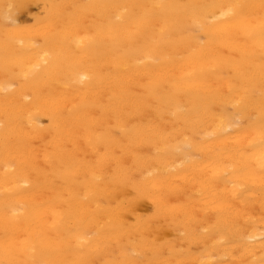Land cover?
<instances>
[{
	"label": "bare ground",
	"instance_id": "bare-ground-1",
	"mask_svg": "<svg viewBox=\"0 0 264 264\" xmlns=\"http://www.w3.org/2000/svg\"><path fill=\"white\" fill-rule=\"evenodd\" d=\"M262 25L264 0H0V264H264Z\"/></svg>",
	"mask_w": 264,
	"mask_h": 264
},
{
	"label": "rangeland",
	"instance_id": "rangeland-1",
	"mask_svg": "<svg viewBox=\"0 0 264 264\" xmlns=\"http://www.w3.org/2000/svg\"><path fill=\"white\" fill-rule=\"evenodd\" d=\"M33 7H34V6H33ZM30 10H31V11H30ZM33 10L37 12V9H36L35 7H34V8L31 7V9L29 8L30 14H33V13L35 14V13H36V12H32ZM25 15H26V16H25ZM21 16H22V17H21L22 20H23V19H24V20L27 19L28 21H27V20H26V21H27V23H29V21H30V18H29V17H30V16H28L27 13H25L24 15H21ZM23 17H26V18H23ZM24 20H23V21H24Z\"/></svg>",
	"mask_w": 264,
	"mask_h": 264
},
{
	"label": "snow or ice",
	"instance_id": "snow-or-ice-1",
	"mask_svg": "<svg viewBox=\"0 0 264 264\" xmlns=\"http://www.w3.org/2000/svg\"><path fill=\"white\" fill-rule=\"evenodd\" d=\"M227 14H231V11L229 13H227ZM262 28H264V25H262ZM81 79H85V77H82Z\"/></svg>",
	"mask_w": 264,
	"mask_h": 264
}]
</instances>
